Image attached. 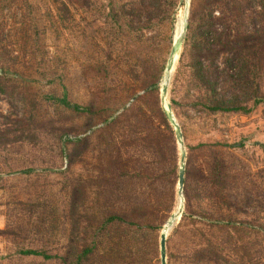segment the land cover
<instances>
[{"label": "rangeland", "instance_id": "1", "mask_svg": "<svg viewBox=\"0 0 264 264\" xmlns=\"http://www.w3.org/2000/svg\"><path fill=\"white\" fill-rule=\"evenodd\" d=\"M252 1L250 8L243 0L242 24L231 12L215 19V34L209 35L225 30L235 43L251 36L264 91V14ZM152 2L0 0V129L22 127L10 143L0 144V264H73L76 248L109 210L138 209L141 221L149 217L163 229L181 204L179 172H171L174 144L178 169L186 152L183 213L189 208L195 219L203 211L244 222L233 232L231 260L253 264L252 257L264 264V102L248 113L196 108L203 91L192 79L191 62L206 5L189 0L191 27L167 91L182 127L181 146L175 132L161 125V88L174 39L184 30L185 0H176L164 17L150 11L149 22L147 9L138 7ZM220 10L219 4L216 17ZM215 48L202 55L206 65L223 46ZM215 60L210 70L217 66V89L229 96L232 83L222 70L237 71L238 46ZM63 97L91 112L66 107L59 102ZM99 192L116 196L111 209L95 199ZM183 213L168 234L167 264H225L189 262L186 253L196 244L209 238L218 244L224 233L208 224L199 230ZM162 229H146L139 238L156 243L148 254L154 264H161ZM28 248L57 257L23 254Z\"/></svg>", "mask_w": 264, "mask_h": 264}, {"label": "trees", "instance_id": "2", "mask_svg": "<svg viewBox=\"0 0 264 264\" xmlns=\"http://www.w3.org/2000/svg\"><path fill=\"white\" fill-rule=\"evenodd\" d=\"M246 1H248L247 7L252 8L253 1L244 0L245 6ZM233 3L235 4V6L231 8ZM219 4L220 6H224V10H220L219 12L221 13V16L216 17L214 15V12L216 9H218ZM254 4L260 7L262 9L260 13L264 14V0H254ZM175 5L176 0H153V2L148 6L140 5L138 9L141 12L144 11V9H147L149 14L148 21L152 22V12L153 15H156L157 13V15H159L160 17H164V15H167L168 12L174 10ZM204 5H206L205 10L199 13L201 15V23L198 27L199 31L197 30V38L193 48L195 56L193 57L191 62L192 79L197 87L203 91V93H201L202 95L197 98L195 106L197 109L206 111L208 113H248L256 105L264 102V91H262L261 84L257 82V74L260 72L261 66L259 57L257 55V50L252 47L253 43L250 40L251 36L244 35L242 37V40H240L238 43H235V41L231 40L229 34L225 30L219 34H216L212 38H210L209 35V33H211L212 31L215 34L213 28L215 19H223L225 18V16H227L228 13L232 12V15H234L235 19L234 21H236V18L239 16L241 24L243 23V0H204ZM190 27L191 21H189L187 29L189 30ZM199 36H201L200 39ZM216 45H222L223 50L221 49L217 51V55L214 56V59L210 62L209 65H206L203 61L202 55H210V53H212V51L216 49ZM235 45L238 46L239 58L236 67L237 71H235V74L229 73V66L225 67V69L222 70V72L225 73L226 76L229 75L227 81H230L232 83L230 86L231 89H233V91H231L232 94L227 96L226 93L222 94L217 89V84L219 82V76L217 72L215 76L217 66L216 68H214V70L210 69L211 66L215 65V58L221 52L230 50L233 51ZM263 45V43L259 44L260 47H262ZM252 48L255 50L256 56L252 54ZM136 58L138 59V57ZM4 67L5 66L1 68ZM59 102L75 111L91 112V109L89 107H83L76 103L73 104L72 102L67 100L66 97L60 98ZM172 104L173 102L171 103V105ZM161 118V125H163L167 131H171L174 135V128L168 120L164 109H162ZM20 128L22 127L17 126L15 127L16 130L11 128L0 129V136H3V139L1 138L0 140V144L5 143L6 145L10 143V137L14 135V133L18 132ZM37 136L38 135H36L35 133L32 134V137H30L31 141L34 140ZM18 138H15L16 141L18 140ZM235 145L236 144H231V146L233 147ZM62 152H65L64 148H62ZM177 157V145L174 144V164L171 170L172 173H178L180 170V167L178 169V165L176 163ZM24 172H30V169H26L24 170ZM99 193L100 196L95 199L101 200L103 206L107 207L109 205L111 209L114 206V203H112V201L116 196L113 194V192H106V195L104 196H102V192ZM84 199L85 196L83 197V200ZM126 212L127 213H113L109 210L99 227L93 225V233H91L90 238L87 239L86 243H83L76 248L75 261L73 264H154L152 260L153 256L148 257V254L151 253V249L153 251L155 250L156 243L152 244L151 246L147 243L143 244L140 243L139 238L142 237L141 234H144L145 231H147L146 229L152 230L156 228L158 230H161L162 226H155L151 222V218L149 217L146 218L147 220L141 221L140 219L143 214L138 209H134L133 212ZM212 215L213 214L210 212L200 211L196 213L197 218L195 219L194 213H192L189 208H186L185 212L183 213L182 218L184 220H186V218L192 219V225L197 227V229L199 230L201 229L199 225L208 224L209 226H217V228L224 233L223 240L218 244L213 243L210 238L205 239V241L201 242L200 246L199 243L196 244L197 246L192 250L191 253H186L189 262L199 263L202 259L205 260L207 258H210L216 259L217 261L222 259L224 260L225 264H235L234 260H231L232 253L237 249L236 243L234 242L233 232L236 229L238 230L240 226L244 225V222L238 224V222L234 220L235 218H233L232 215L222 216L221 219H216ZM117 223L122 225L118 228L116 226L114 228L111 227ZM117 229L119 230L118 233ZM262 230H264V228H262ZM175 231H177V229ZM243 249L245 252L248 251L247 247L246 249L245 247ZM22 253L27 255H40L46 259L57 257L56 254L48 253L45 249L39 250L28 248L23 249ZM249 255L251 256L250 253ZM249 262L257 264V262L254 261L252 257L250 258Z\"/></svg>", "mask_w": 264, "mask_h": 264}, {"label": "water", "instance_id": "3", "mask_svg": "<svg viewBox=\"0 0 264 264\" xmlns=\"http://www.w3.org/2000/svg\"><path fill=\"white\" fill-rule=\"evenodd\" d=\"M183 3V0L182 2ZM185 9H186V19L184 23V30L183 32L177 36L174 39L170 56L167 61V65L165 68V74H164V81L162 83V88H161V102L163 105L164 112L170 121L171 125L173 126L176 134V138L181 146L184 145V136H183V131L180 123L178 122L174 111L172 109V105L170 101L167 98V91H168V84L170 82L172 72L174 70V67L176 65V62L178 60V57L181 54V49H182V44H183V36L184 33L187 30V23H188V16H189V0H185ZM185 157H186V152L182 150V162L180 165V170H179V181H178V193L181 197V204L179 206V209L174 212L168 221L166 222V226L162 229L161 232V238H160V254H161V264H167V239H168V234L170 230L175 226L176 222L182 215L184 211V184H185Z\"/></svg>", "mask_w": 264, "mask_h": 264}, {"label": "bare ground", "instance_id": "4", "mask_svg": "<svg viewBox=\"0 0 264 264\" xmlns=\"http://www.w3.org/2000/svg\"><path fill=\"white\" fill-rule=\"evenodd\" d=\"M166 226V225H165Z\"/></svg>", "mask_w": 264, "mask_h": 264}]
</instances>
